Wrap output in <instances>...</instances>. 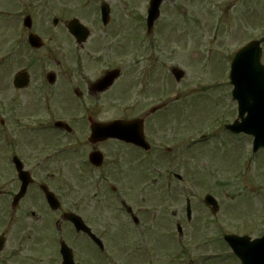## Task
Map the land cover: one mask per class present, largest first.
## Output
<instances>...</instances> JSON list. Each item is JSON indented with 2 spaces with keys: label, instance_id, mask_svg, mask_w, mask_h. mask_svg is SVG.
<instances>
[{
  "label": "rangeland",
  "instance_id": "374dc122",
  "mask_svg": "<svg viewBox=\"0 0 264 264\" xmlns=\"http://www.w3.org/2000/svg\"><path fill=\"white\" fill-rule=\"evenodd\" d=\"M90 1L83 10V0H43L48 4L38 21L50 22L55 17L64 24L76 18L91 30L92 38L82 49H79L69 36L63 34L58 38L57 56L64 61L60 66L61 71L74 73L82 84L100 77L107 67L123 70L121 82L109 91H118L122 84L119 96H110L114 103L104 107V98L99 100L103 107L99 117L103 120L108 121L120 116L141 117L156 105H167L163 114L162 111L157 112L148 117L147 121V134L150 135L151 143L156 146L157 152L154 150L147 157L140 153V157L129 159L134 160L133 174L142 176L149 168L152 169L150 173L156 178L151 181L152 188H156V192L161 195H164L162 186L169 183L176 196L178 195L175 190L180 187L186 189L187 196L191 199L204 198L210 194L220 204V226L226 232L250 235L253 238L262 235L264 153L260 151L253 154V138L229 134L225 126L228 122H233L238 114L237 104L231 98L233 87L229 84L231 58L252 39L264 36V0H167L161 7V17L151 35L142 27L147 20L146 0H105L114 7L110 22L113 24L112 33L105 37L101 33V26H97L100 18L95 8L101 0ZM5 2L7 0H0V11L9 12L15 9L11 7L6 10ZM4 27L5 25H0V28ZM62 28L63 26H60L59 30ZM142 33L145 46L143 42H138ZM1 44L3 43L0 42V56H3L10 45ZM48 44L49 52L55 49L54 42ZM52 58L54 56L51 55ZM31 59L32 56L26 55L19 68L28 69ZM49 67H52L51 62ZM172 68L185 72L180 83L171 75ZM144 73L147 76L146 87L140 84ZM76 78L73 80L76 81ZM68 86L70 85L63 80L57 86L56 92L60 93V97L59 104L56 101L57 104L52 108L55 118L78 115L77 109L65 110L67 107L63 101L66 102L67 97L63 93L68 91ZM126 104L129 108H123L127 110L122 111V105ZM12 113L18 114V129L30 121L27 119L30 113L28 110L25 112L18 109ZM39 115L42 119H49L43 110ZM21 130L22 127L18 131ZM20 133L23 138L24 134ZM15 134L12 130V135ZM51 140L46 133L43 138L36 134V139L32 138L29 142V152L33 161L34 157L38 156V159L35 158L36 161L32 162L33 165L40 162L43 155V161L46 163L35 170V176L39 181L44 180L56 194L62 204V210L58 214L50 215L49 210L45 207L43 210L41 204L37 207L35 189L32 188L27 198H31L28 202L29 214L43 215V224L50 225L52 220H55L52 217L61 220L58 217L60 214L69 212L77 205V211L87 218L93 217L90 199L97 194L96 189L90 186L93 181L81 171L82 166L78 160L72 163L63 156L54 159L52 147L56 146L57 142L53 144ZM32 145L39 147H31ZM167 148L172 152L170 161L163 154L168 152ZM3 152L0 145V166L3 168L0 179L10 180L13 176L4 169L7 161ZM124 164L125 162H122L121 166ZM177 176L182 182H179ZM133 181L135 183V179ZM144 181L143 179L141 183ZM117 182L119 183L118 180ZM17 186V180L13 179L7 182L5 187L13 194L18 190ZM140 199L142 197H139ZM139 203L143 205L145 202ZM23 213L21 210L18 214ZM6 214L8 215V211ZM0 221L4 223L5 219ZM33 224L36 223L27 218L18 226L23 227L24 231H30ZM9 227H12L11 231L18 228L15 222ZM0 232H3L2 228ZM66 233L69 234L68 231ZM224 233L221 230V237ZM15 237V234L10 236V243L0 253V264H40L32 250L33 246L18 244ZM143 242L149 246L145 236L141 237L140 246H143ZM173 245L174 241L172 246L170 245L171 253L176 249ZM77 249L79 255L83 253L81 247ZM127 249L126 245L118 249L122 254L119 264H136L133 260H128L134 253L131 254V248ZM223 249L218 248V252H215L220 255L224 253L229 259L222 261L219 257L215 263L237 264L230 258L229 249ZM79 255L78 258L82 259ZM59 262L60 259L56 264ZM164 264L169 263L166 261Z\"/></svg>",
  "mask_w": 264,
  "mask_h": 264
},
{
  "label": "flooded vegetation",
  "instance_id": "af4514ba",
  "mask_svg": "<svg viewBox=\"0 0 264 264\" xmlns=\"http://www.w3.org/2000/svg\"><path fill=\"white\" fill-rule=\"evenodd\" d=\"M101 1H99L100 3L97 2L95 7L96 11L100 13V20L102 9H107L111 14L114 8L113 4L105 0ZM47 4L48 2H43V0H7L5 2L6 10H10L11 7H15V9L9 12L0 11V25H5L4 28H0V32L3 31L0 34V42L10 45L6 54L0 56V145L7 161L4 169L10 174L13 173L15 170L11 164L13 157L25 162L28 170L31 168L34 171L39 167L38 165H42L43 155L42 160L33 165L32 162L36 161L38 156H35L33 161V156L29 152V142L32 138L36 139V134H40V137L43 138L45 126H47V137L53 135L54 140L51 141L53 144L57 142L53 148L58 149L60 143L59 140L56 141L57 138L61 139V142L65 141L66 144L61 150L63 151L61 153L63 158L72 163L78 160L82 166L81 171L91 181L94 179L93 173L98 179V182L90 184L97 193L94 198L90 199L92 203L90 207L94 216L85 217L77 211V205L71 208L68 213L80 216L89 228V232L101 242L94 241L88 233H77L73 224L69 222L64 223V225L70 230V235L60 236L61 224L56 217H52L55 220H52L50 225H44L43 215L29 214L28 202L31 198H27L30 191L27 192L19 206L12 208L11 202L16 195V190L12 194L5 187L9 182L5 178L6 180L0 179V219H5L4 223L0 221V229L3 230L0 232V236L6 238L5 247L10 243V236L15 234L18 244L33 246L32 250L37 255L36 258L40 264H56L59 259L62 262L60 248L63 242H66L72 250L75 264H119L122 261V254L118 249L123 245H128V249L131 248L137 252L139 250L136 264H164L166 261L169 264L171 262L177 264H216L215 261L219 257L220 260L227 261L229 258H226L224 253L222 255L216 253L218 248H222V250L225 247L228 248L223 237L231 234L220 226L221 207L216 210L208 207L204 198H188L186 189L182 187L175 190V194L178 195L176 196L170 183L162 186L164 195L157 193L156 188H152L153 183L151 181L156 179L150 173L152 169L149 168L145 175L140 176L138 174L140 177L133 174L134 160L129 161V159L140 157V153L144 155L145 152L142 149L118 138H93L92 128L96 125L100 126L115 119L130 121L135 118L116 117L106 121L99 117V112L103 109L99 100L104 98V107H108L114 103L110 96L119 92V90L113 93H109L110 90L100 92L98 87L93 86L110 68L107 67L100 77L84 84L81 80H77L74 73H70L68 70L61 71L60 66L64 61H61L57 56L59 53L58 38L63 34L72 39L73 36L69 32L68 22L61 24L59 21L57 23L58 19L55 17L50 22L41 23L38 21L42 13H45L44 8ZM81 6V9L84 10L87 6V0H83ZM98 25L102 26L101 33L104 37L111 35L112 23L105 26L101 22L97 23ZM60 26H63L61 30H59ZM38 37L42 39L43 44L41 49L37 50L31 48L30 41H34ZM73 40L75 41V38ZM66 41L68 42V40ZM48 42L55 43V49L51 51L52 53L48 51ZM40 52L43 54H37ZM26 55L32 56L28 63V69L19 68L20 62L26 59ZM51 55L54 58L51 59ZM262 59L264 60V49ZM49 62L52 63V67H49ZM20 73L26 74V79L19 82V84H23L24 88L17 86L15 82V78ZM73 78H76V81ZM61 80L70 85L68 91L63 93L67 97L65 98L66 102L63 101L67 107L65 110L77 109L78 115H67L63 119H58V117L45 122L39 117L41 116L39 113L45 109V106L53 108L56 101L59 104L60 93L56 91ZM75 82L76 84H74ZM18 109L30 112L27 115V119L30 121L19 126V129L22 127L20 132L24 134L23 138L17 127L20 122L18 114L13 115L12 113ZM58 121H63L69 128H55V123ZM67 129L69 130L67 131ZM12 130L17 135L13 136ZM143 132L145 140L152 147L151 152L154 150L157 152L156 146L151 143L150 135L147 134V123ZM138 135L141 136L140 128L138 133L132 131V136L138 137ZM31 147L37 148L39 146L32 145ZM59 157L53 158L58 159ZM94 157L102 159L101 167L91 163V158ZM122 162H125L123 166H121ZM1 166L0 172L2 173L3 168L1 169ZM133 179H135V183ZM143 179L145 181L141 183ZM178 179L179 182H182L180 177ZM42 185V182L35 185L34 195L35 201L38 203L37 207H40L41 204L44 210L45 199L40 190ZM170 191H172V195H169ZM139 197L142 199L139 200ZM139 201L145 203L141 205ZM25 203L27 205H24ZM21 210L24 213L18 214ZM7 211L8 215L6 214ZM58 213L60 211L54 214ZM64 213L58 217L62 218ZM27 218L36 223L33 224L30 231H24L23 227L18 226ZM13 222L17 224L18 228L11 231L12 227L10 228L9 225ZM221 230L225 232L222 237ZM142 236L147 238L149 246L144 242L142 243L143 246H140L139 241ZM172 241H174L173 246L177 250L175 249L171 253ZM77 247L83 249V253L80 255ZM107 254L113 255L114 258H107ZM78 255L82 259H79ZM46 257L51 259L48 260ZM230 258L233 259L234 256L230 254ZM88 261L90 262L87 263Z\"/></svg>",
  "mask_w": 264,
  "mask_h": 264
},
{
  "label": "water",
  "instance_id": "95a60500",
  "mask_svg": "<svg viewBox=\"0 0 264 264\" xmlns=\"http://www.w3.org/2000/svg\"><path fill=\"white\" fill-rule=\"evenodd\" d=\"M156 19H158V15L152 18L150 22L153 23ZM76 22L73 21L69 27L70 30H77L74 27L77 25ZM77 36L79 42H82L86 40L88 33L85 36H81L78 33ZM259 47L260 42H256L243 48L237 55L233 65L231 75L232 84L235 86L233 97L239 102V120L242 123L237 120L234 125L228 126L231 132H244L254 136L253 152H258L260 148H264V66L260 63L261 51ZM172 71L178 80L184 75L183 72L177 69ZM118 73V71L109 73L101 83L100 91L110 87L113 81L118 78ZM23 79L18 81L19 86H21L19 82L23 81ZM246 113L248 114L247 117H245ZM122 128L124 129L125 127ZM99 129L101 130H97V132L104 130V128ZM119 129L121 128H118V131L114 132L110 127L102 133H106L105 135H109L110 137H121L122 133ZM124 139L129 142L142 143L140 139L134 138L132 133H129ZM52 202L53 205H56L53 199ZM57 207L58 205L55 206V208ZM227 240L230 242L236 254L241 258L243 264H264V237L253 242L248 237L239 239L229 237ZM69 262H73L72 258H70Z\"/></svg>",
  "mask_w": 264,
  "mask_h": 264
}]
</instances>
